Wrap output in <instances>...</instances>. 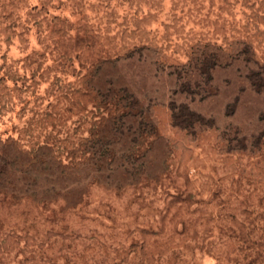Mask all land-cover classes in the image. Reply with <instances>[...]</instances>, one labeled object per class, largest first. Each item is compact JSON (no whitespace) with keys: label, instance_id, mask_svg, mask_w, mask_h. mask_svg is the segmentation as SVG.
Instances as JSON below:
<instances>
[{"label":"rangeland","instance_id":"obj_1","mask_svg":"<svg viewBox=\"0 0 264 264\" xmlns=\"http://www.w3.org/2000/svg\"><path fill=\"white\" fill-rule=\"evenodd\" d=\"M0 264H264V0H0Z\"/></svg>","mask_w":264,"mask_h":264},{"label":"trees","instance_id":"obj_2","mask_svg":"<svg viewBox=\"0 0 264 264\" xmlns=\"http://www.w3.org/2000/svg\"><path fill=\"white\" fill-rule=\"evenodd\" d=\"M5 160H6L5 155L0 150V181L2 179L3 173H5V171H6Z\"/></svg>","mask_w":264,"mask_h":264}]
</instances>
